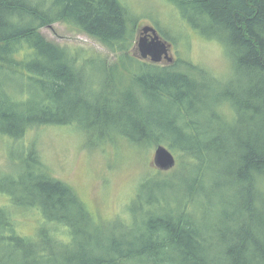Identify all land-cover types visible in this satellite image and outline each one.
<instances>
[{"label":"trees","instance_id":"trees-1","mask_svg":"<svg viewBox=\"0 0 264 264\" xmlns=\"http://www.w3.org/2000/svg\"><path fill=\"white\" fill-rule=\"evenodd\" d=\"M167 1L223 45L232 78L133 54L120 0H0V137L69 125L90 147L112 144L117 158L125 149L141 163L159 144L176 158L169 171L145 164L126 215L103 219L34 143H15L14 169L0 170V264H264V0ZM56 22L102 44L114 63L45 39L40 28ZM203 183L210 199L218 191L215 221L194 216ZM28 208L42 221L27 234L18 213Z\"/></svg>","mask_w":264,"mask_h":264},{"label":"rangeland","instance_id":"rangeland-1","mask_svg":"<svg viewBox=\"0 0 264 264\" xmlns=\"http://www.w3.org/2000/svg\"><path fill=\"white\" fill-rule=\"evenodd\" d=\"M120 1L127 8V29L128 31L135 30V39L138 36V29L142 25L158 27L161 35L173 45L175 63L190 62L207 69L215 77L224 78L226 76V80L230 79L232 76L231 63L225 57L223 45L214 39L203 38L181 17L178 9L171 2L167 0ZM40 32L48 41L67 46L73 52H75V48H82L84 54L81 53V55L83 54L84 57L96 53L106 57L108 64L114 63L116 60V54L109 52L85 32L63 22L44 26L40 28ZM132 52L135 54L134 48ZM159 64L166 65L165 62ZM90 66L91 69H87L86 72L87 74L92 73L94 78L100 68L97 63ZM179 67L183 68L180 64ZM98 81H100L99 77H97ZM17 84L11 83L10 87H15ZM100 89L101 87L96 88V95H100ZM15 143H21L22 146L34 143L40 155L38 156L48 171L72 186L86 204L97 211L103 219L114 218L121 213L122 208L123 215H126L127 202L133 196L139 177L146 168L145 164L151 169L150 161L155 149V147L150 149L145 159L140 163L130 157L125 149L123 151L125 156L117 158L115 148L110 143L90 147L86 138L81 140L75 128L69 125L36 126L30 128L19 140L0 137V170L14 169L15 163L13 160L9 162V153L11 152V155L14 156L20 152V149L22 150ZM12 162L13 164H11ZM192 177L193 175L187 180ZM207 191L208 185L203 183L200 203L195 209L194 216L199 219L205 214L210 217L208 222H211L217 219V208L219 207L211 208V206H214L212 203L215 201L218 191L215 196L211 193V199ZM225 192L226 189H222L221 196ZM169 196L171 194H168ZM4 201V196L0 195V204ZM18 215V227L22 233H32L34 224L42 221L38 212L33 208H28L25 213H18Z\"/></svg>","mask_w":264,"mask_h":264},{"label":"water","instance_id":"water-1","mask_svg":"<svg viewBox=\"0 0 264 264\" xmlns=\"http://www.w3.org/2000/svg\"><path fill=\"white\" fill-rule=\"evenodd\" d=\"M171 47L172 44L153 25H143L135 43L136 55L152 63H172L174 57L170 54ZM175 165L173 152L162 144L157 145L150 166L160 171H169Z\"/></svg>","mask_w":264,"mask_h":264},{"label":"flooded vegetation","instance_id":"flooded-vegetation-1","mask_svg":"<svg viewBox=\"0 0 264 264\" xmlns=\"http://www.w3.org/2000/svg\"><path fill=\"white\" fill-rule=\"evenodd\" d=\"M143 26V25H142ZM142 26L138 29V35L140 34V30H141V28H142ZM172 44V43H171ZM170 54H172V55H174L173 54V45H172V47H171V52H170ZM173 57H175V56H173ZM174 61H175V58H174Z\"/></svg>","mask_w":264,"mask_h":264}]
</instances>
